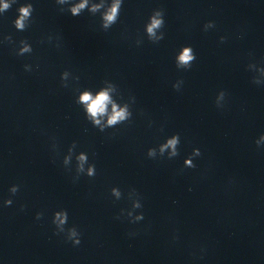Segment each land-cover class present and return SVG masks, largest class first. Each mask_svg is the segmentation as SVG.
<instances>
[{
	"label": "water",
	"instance_id": "obj_1",
	"mask_svg": "<svg viewBox=\"0 0 264 264\" xmlns=\"http://www.w3.org/2000/svg\"><path fill=\"white\" fill-rule=\"evenodd\" d=\"M4 2L0 264H264V0H120L107 28L114 0Z\"/></svg>",
	"mask_w": 264,
	"mask_h": 264
},
{
	"label": "clouds",
	"instance_id": "obj_2",
	"mask_svg": "<svg viewBox=\"0 0 264 264\" xmlns=\"http://www.w3.org/2000/svg\"><path fill=\"white\" fill-rule=\"evenodd\" d=\"M60 3H65L67 0H59ZM88 5V0H81L80 3L75 4L71 7L70 11L73 14V16L78 15L82 9H84ZM10 7V5L7 2H4L0 4V11L6 10ZM101 7V5H93L91 8V11L95 12L97 9ZM120 8V0H114V3L112 6L108 9V11L104 15V26L107 28L109 24L113 23L116 20L118 9ZM33 10V6L31 4H27L25 6H22L19 8V17L15 20V27L17 29L23 30L25 28V21L30 16L31 12ZM159 15V14H157ZM163 21L160 19H156L155 17L152 18L151 24L147 28V32L149 36L155 35V29L159 28L162 25ZM31 48L28 45H25L20 49L19 55H23L25 52H30ZM196 59V56L192 50L191 47H185L181 54L177 57L178 61V67L179 66H185V67H191V62ZM223 96V93H221V97ZM80 101L87 106V111L90 114V116L94 119V122L96 124H100V120L97 119V117L103 116L106 112L107 104L110 102L108 91L104 90L99 92L95 97H93L89 92H84L81 97ZM128 113L125 109H118L115 104L112 105V114L109 116L108 119V125H114L118 121L124 120ZM264 139V137H262ZM179 141V134L173 135L171 139L167 141L166 144L162 145L161 152L164 151L165 148H171L172 149V155H176V145ZM257 145H259V142H256ZM195 154L199 155V150H194ZM149 156L153 155V151L149 150ZM79 159L81 161L85 160V156L82 154ZM187 165L190 167H195V165L191 164V159L189 158L186 161ZM93 174V169H89V175ZM19 186H14L11 189V192L13 195H15L18 191ZM113 192L118 196L119 193L113 189ZM5 206H10L12 204V200L8 199L4 202ZM139 207V205H136ZM41 213H37V219H40ZM137 219H140L138 217ZM67 220V211L63 212H57L55 213V220L53 221L56 223L59 222V225H63ZM61 231L63 229L61 228ZM57 234H59L57 232ZM80 234L77 233L75 228H71L68 230V240H71L74 245L80 244L79 239Z\"/></svg>",
	"mask_w": 264,
	"mask_h": 264
}]
</instances>
